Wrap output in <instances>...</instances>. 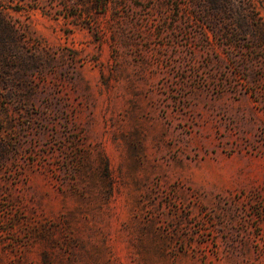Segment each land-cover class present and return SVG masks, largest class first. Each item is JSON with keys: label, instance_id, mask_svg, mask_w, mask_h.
Instances as JSON below:
<instances>
[{"label": "rangeland", "instance_id": "obj_1", "mask_svg": "<svg viewBox=\"0 0 264 264\" xmlns=\"http://www.w3.org/2000/svg\"><path fill=\"white\" fill-rule=\"evenodd\" d=\"M0 264H264V0H0Z\"/></svg>", "mask_w": 264, "mask_h": 264}]
</instances>
